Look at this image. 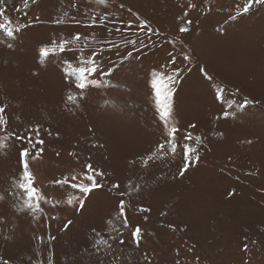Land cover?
<instances>
[{"label": "rangeland", "instance_id": "rangeland-1", "mask_svg": "<svg viewBox=\"0 0 264 264\" xmlns=\"http://www.w3.org/2000/svg\"><path fill=\"white\" fill-rule=\"evenodd\" d=\"M245 3L0 2V23L22 26L11 39L0 32V264H264V4L245 14ZM88 59L98 72L81 91L73 73ZM154 84L172 89L167 121ZM173 127L177 151L162 153ZM36 128L42 145L12 136L35 140ZM185 144L195 151L181 177ZM25 148L40 212L17 186ZM89 163L102 188L82 196L55 183Z\"/></svg>", "mask_w": 264, "mask_h": 264}, {"label": "snow or ice", "instance_id": "snow-or-ice-1", "mask_svg": "<svg viewBox=\"0 0 264 264\" xmlns=\"http://www.w3.org/2000/svg\"><path fill=\"white\" fill-rule=\"evenodd\" d=\"M0 2H2V0H0ZM98 2L103 3L104 0H98ZM259 5V4H264V0H247V3L244 4L243 6V13H247L251 7L253 5ZM27 6V5H25ZM239 14V13H238ZM3 13H0V17H3ZM185 15H187V13H185ZM232 19H235V17H232ZM137 20H139V17H137ZM187 23H191V21H187ZM8 25H11V20L8 19L7 20V24L5 23H0V32H3L4 35L11 39L14 37V34L16 32H19L21 30V27H16V28H12ZM130 27V25H129ZM140 30H147L149 29V25H147V23L140 21L139 25H138ZM154 31V30H153ZM187 31L186 28L182 27L180 29V32H185ZM80 36L77 35L75 36V40L79 41L80 40ZM69 43V42H64V43H60L58 45V49L60 52H63L65 50V44ZM127 43H132L133 45H135V41H127ZM57 51V47L54 46L52 48H42L40 50V54L44 57L49 56L50 53H55ZM185 59H189V57L185 56ZM83 66L79 67L78 69L74 70V75H76L77 77V83L75 85V87L78 90L83 91L86 87V80H87V76L88 75H92V74H96L98 72V66L95 64V61L92 59H88L82 62ZM170 82H175V80L177 79L176 76H168L167 78ZM154 87L156 89V98H157V104L159 105L161 111H160V116L161 119H164L165 121L168 120V118L171 115V104L169 103V97L171 96L172 93V89L171 88H167L166 91H162L161 88L154 84ZM78 99L77 96L68 95V100L69 102L74 103L76 100ZM4 112L5 109L3 107H0V129H4L6 132V124L7 121L4 118ZM192 127H195V125H192ZM29 132H34L36 135V139L33 140V136L32 135H19V134H15L13 133L12 136H14L15 139L17 140H27V142L33 146H35V144H43L44 141L39 139V128L33 129V130H28ZM178 131L177 128L173 127L171 129V132L169 133V138L166 140V143L164 144H160L158 145L159 150L163 153L165 150L169 151L172 155H175L176 151H177V147L178 145L174 142L175 140V133ZM5 140L9 139V136L6 134L4 137ZM192 139V135L191 133L187 134V136L185 137V140L187 141H191ZM201 140V137L197 136L196 137V142H199ZM0 147H3V145H0ZM38 151L42 152V149H39ZM195 151V149H192L188 144L183 145V160H184V166L180 169V176H184L185 172L188 170V168L191 166L192 164V153ZM155 156V153L152 155H149L147 158L144 159V164L145 166H147V164L149 163V161H152L153 158ZM35 158V156L29 151V149L25 148L23 151L20 152V158L22 161V175L18 178L17 180V186L20 189L21 192L24 193V197L23 199L25 200V204H26V208L28 211L30 212H40L42 211L41 207H40V201L42 199L41 195L39 194V190L36 189L35 187H33L34 184V178L33 175L31 173V171L29 170V163L28 160L29 158ZM199 161V157H196V162ZM104 174L102 172H97L95 170V168L93 167L92 164H87L85 166V173L83 176L81 177H76L73 176L70 179L65 178L59 181H56L55 183L60 184V185H64V184H69L71 188L76 189L79 191V193L82 194V196H87L88 194L92 193L93 190L98 189V188H102L103 185L98 183L97 181V177L98 176H103ZM87 181L88 183H84L83 181ZM113 189H119L121 187L120 184L118 183H114L111 186ZM126 193H121V195H125ZM0 199H2V197H0ZM77 201L78 206L81 210H83L84 208V202L81 198L79 197H73L68 199L67 203L69 205H72L73 202ZM118 208L120 211V215L123 216L124 215V209H125V204L124 201L121 200L118 204ZM141 212H148L150 211V209L147 208H141L140 209ZM72 224V221L69 220L66 223V227H69ZM124 227H128L127 221L125 220L124 222ZM132 238L134 240L135 243H137V245L139 244L140 240L142 239V230L139 227H136L135 230L132 233ZM52 239H55V237H52ZM120 244H123L124 241L121 239L119 241ZM102 244H108L107 240H103V239H97L96 241V245L97 247H99Z\"/></svg>", "mask_w": 264, "mask_h": 264}]
</instances>
